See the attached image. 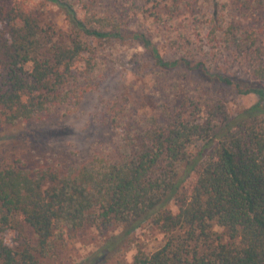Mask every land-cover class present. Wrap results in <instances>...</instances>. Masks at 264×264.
I'll return each mask as SVG.
<instances>
[{
  "label": "trees",
  "instance_id": "1",
  "mask_svg": "<svg viewBox=\"0 0 264 264\" xmlns=\"http://www.w3.org/2000/svg\"><path fill=\"white\" fill-rule=\"evenodd\" d=\"M162 1L167 18L198 9V0ZM38 2L62 12L69 29L40 21ZM98 5L99 0H0V122L29 121L57 106L77 110L97 68L93 40L140 44L164 69L200 70L257 93L259 101L233 118L218 99L188 104L191 96L185 95L175 114L161 111L162 120L110 105L106 117L119 131L113 157L93 153L64 170L29 169L20 162L0 167V264H39L66 235L87 226H119L130 233L142 222L169 238L150 253L137 247L129 264H264V88L243 90L227 75L209 73L204 62L191 65L188 59L192 49L219 51L228 66L264 82V0H212L211 8L194 17L196 28L205 24V36L197 33L203 46L182 35V50L172 61L161 57L149 33L129 27L119 5L108 14L96 13ZM170 201L174 211L166 206ZM113 245L103 244L100 262ZM117 258L114 264H121Z\"/></svg>",
  "mask_w": 264,
  "mask_h": 264
},
{
  "label": "rangeland",
  "instance_id": "2",
  "mask_svg": "<svg viewBox=\"0 0 264 264\" xmlns=\"http://www.w3.org/2000/svg\"><path fill=\"white\" fill-rule=\"evenodd\" d=\"M99 1L96 13L108 14L119 5L122 19L130 28L143 29L149 33L165 61L179 57L182 47H178L177 41H184L182 35L195 47L203 46L197 33L200 31L201 36H205V24L196 28L194 17L211 8L212 0H198V9L194 12L183 10L169 18L162 0L145 4L139 0L135 3L127 0ZM217 1L227 3L229 0ZM35 6L34 11L40 21L63 30L69 29L62 12L57 8L40 2ZM117 13L120 14L119 11ZM259 38L264 44V32L259 33ZM90 42L95 45L97 68L89 76L90 90L77 110L68 112L64 106H57L29 121L12 125L0 122V167L20 162L29 169L54 166L64 170L69 165L83 162L93 153L113 157L119 145V131L106 117L110 105L127 114L156 116L162 120L161 111L168 108L175 114L185 95L191 96L188 104L196 101L201 105L218 99L224 102L228 114L233 118L259 101L257 93L239 91L212 77L203 76L200 70L182 66L164 69L154 62L140 44L112 40ZM188 59L192 60L191 65L204 62L209 73L227 75L243 90L250 87L264 88V82L251 80L240 70L228 66L219 51L214 54L212 49L206 48L204 52L192 49ZM191 107L188 108L186 104L183 110L189 112ZM166 206L173 211L176 208L172 201L167 202ZM212 230L223 234V229L216 224L212 225ZM168 238V234L147 222H142L130 233L119 226L109 230L87 226L66 235L63 244L49 257L40 258L39 264H93L98 259L94 264H114L117 257L121 264H129L137 247L150 253L163 246ZM109 241L114 243V249L100 262V248Z\"/></svg>",
  "mask_w": 264,
  "mask_h": 264
}]
</instances>
